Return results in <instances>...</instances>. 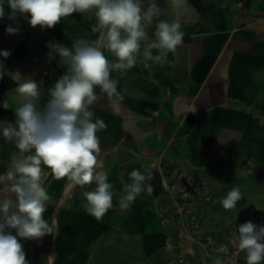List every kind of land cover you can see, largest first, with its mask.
<instances>
[{"label":"crops","instance_id":"1","mask_svg":"<svg viewBox=\"0 0 264 264\" xmlns=\"http://www.w3.org/2000/svg\"><path fill=\"white\" fill-rule=\"evenodd\" d=\"M151 2L141 0L144 10ZM154 2L162 15L148 27L149 40L154 39L158 20H179L182 45L163 63L144 61L142 46L133 68L125 74L111 73L124 97L119 111L99 88V99L90 108L94 119L107 125L97 135L102 170L113 185V207L97 220L83 208V193L94 190L95 183L82 188L49 175L45 186L52 200L44 219L56 233L40 240L18 238L29 264H173L174 255L164 247L171 230L157 217L164 195L162 178L168 171L211 177L215 195L210 205L202 206L223 225H238L249 206L264 212V0H186L179 10L172 9L171 0ZM4 10L0 52L11 54L0 56V120L14 121V77L36 80L28 68L31 57H49V42L71 48L78 38L96 41L99 29L92 13H74L54 28L41 30L19 14L16 21L9 20L7 0ZM8 25L19 27V32L6 33ZM104 52L116 62L108 50ZM50 59L62 76L67 69L63 58L53 54ZM146 62L152 66L144 67ZM53 85L41 84L45 99ZM7 98L9 108L4 109ZM14 153L21 155L14 141L0 135V174L7 171ZM247 159H253L250 169L245 167ZM146 168L151 193L145 188L129 208H121L120 178L131 183V171L148 176ZM233 187H239L242 198L225 209L221 201ZM6 231L16 235L14 229Z\"/></svg>","mask_w":264,"mask_h":264},{"label":"clouds","instance_id":"2","mask_svg":"<svg viewBox=\"0 0 264 264\" xmlns=\"http://www.w3.org/2000/svg\"><path fill=\"white\" fill-rule=\"evenodd\" d=\"M7 4L11 9L9 20L16 21L19 14L33 28L52 29L74 13H92L99 29L98 40L78 38L71 48L49 42V57L58 54L63 58L65 73L47 89L46 99L41 88L43 81L38 83L16 74L15 120H0V135L14 141L21 154L14 153L7 171L0 174V264H29L18 238L40 240L56 233L54 225L44 219L46 204L52 200L45 186L49 175L56 180L67 178L73 186L82 188L95 183L94 190L83 193V208L95 219L101 220L113 207V185L102 170L97 135L107 125L103 119H94L90 110L99 99L96 89L106 94L112 108L119 111L124 97L111 73L125 74L133 68L142 46L144 61L166 62L168 54H174L182 45L184 33L179 20H158L154 39L149 40L148 27L162 15L154 0L147 10L141 0H7ZM185 5L186 0H171L174 10ZM5 15L4 0H0V20ZM5 31L16 34L19 27L8 25ZM105 49L116 57V62L107 58ZM10 54L7 50L0 52L5 58ZM3 76L0 71V79ZM2 107L9 108L8 98ZM145 172L148 176L132 170L131 183L120 178L124 193L119 200L121 208H129L145 188L151 193V186L146 184L150 172L147 168ZM241 198L239 187H233L221 203L225 209H232ZM11 229L16 235L6 231ZM237 241L247 264L264 261V226L251 221L241 224ZM215 264L223 261L217 258Z\"/></svg>","mask_w":264,"mask_h":264},{"label":"built area","instance_id":"3","mask_svg":"<svg viewBox=\"0 0 264 264\" xmlns=\"http://www.w3.org/2000/svg\"><path fill=\"white\" fill-rule=\"evenodd\" d=\"M28 68L42 84H54L60 77L46 55H33ZM253 164V159H247L245 167L250 169ZM214 184L211 177L194 171L178 169L163 176L164 195L159 199L157 217L162 227L171 230L165 235L164 247L174 255L173 264H215L217 258L223 264H247L246 254L237 247L238 227L247 221L264 226V212L249 206L238 225L217 222L202 206L212 203Z\"/></svg>","mask_w":264,"mask_h":264}]
</instances>
